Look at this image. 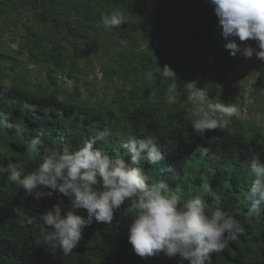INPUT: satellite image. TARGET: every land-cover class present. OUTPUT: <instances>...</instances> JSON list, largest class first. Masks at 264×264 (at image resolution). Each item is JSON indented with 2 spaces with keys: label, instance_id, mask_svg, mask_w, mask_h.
Here are the masks:
<instances>
[{
  "label": "trees",
  "instance_id": "16d2710c",
  "mask_svg": "<svg viewBox=\"0 0 264 264\" xmlns=\"http://www.w3.org/2000/svg\"><path fill=\"white\" fill-rule=\"evenodd\" d=\"M113 10L124 13L125 23L106 29L101 17ZM8 35L17 48L4 43ZM225 43L209 0H0V264H180L163 254L145 259L134 253L128 201L111 224L87 227L68 256L49 249L38 231L19 225L14 208L39 218L59 199L69 201L59 193L41 201L28 196L7 182V163H18L26 174L38 166L44 149L74 151L93 129L104 127L113 135L94 147L130 163L120 144L152 134L165 159L138 165L149 184L163 180L182 203L199 194L209 213L222 207L240 221L243 234L213 254V264H264V206L249 215L247 200L251 159L264 157V124L244 120L240 70L245 58L232 57ZM237 43L255 48L251 40ZM97 64L101 83L111 90L103 95L89 87L97 80ZM165 64L175 70L181 87L175 99L166 93L170 81L158 73L152 81L145 79L147 70ZM37 72L45 81L35 79ZM193 80L209 98L237 105L238 114L225 128L204 135L193 130L199 114L185 103L183 90ZM253 88L259 100L264 72ZM152 93L156 99L149 102ZM38 131L45 133L40 151L27 156L28 142ZM198 145L208 148L207 156L196 153Z\"/></svg>",
  "mask_w": 264,
  "mask_h": 264
},
{
  "label": "clouds",
  "instance_id": "9594fccd",
  "mask_svg": "<svg viewBox=\"0 0 264 264\" xmlns=\"http://www.w3.org/2000/svg\"><path fill=\"white\" fill-rule=\"evenodd\" d=\"M209 3L218 19L220 35L226 41L225 50L232 57L242 55L251 59L255 55L264 61V0H209ZM101 23L106 29L118 28L125 23V15L113 10L101 17ZM237 39L251 40L255 48L238 44ZM154 73L170 81L166 93L169 99H175L181 88L175 70L167 64L163 68L158 66L147 70L145 79L154 80ZM198 84L196 80L183 84L185 103L198 106L199 118L193 121V130L204 135L225 128L229 118L238 114L237 105L209 98L207 89ZM147 99L154 102L155 94ZM112 135L108 127L93 129L90 139L74 151L44 149L38 166L26 174L18 163L9 161L3 169L7 182L19 186L37 201L54 193L69 201L66 204L64 199H59L39 218L23 207L14 208L19 225L38 231L45 244L50 245L49 249H59L68 256L81 242L87 227L94 222L111 224L117 211L128 201L130 204L125 209L131 217L128 242L134 253L145 259L163 254L179 258L180 264H213V254L223 252L243 234L238 219L222 207L209 213L199 194L182 203L181 197L163 180L148 183L149 175L138 165L145 159L149 165H158L165 159L155 136H132L120 144L131 157L129 163L124 157H113L94 147ZM44 136L43 131H38L28 142L27 156L40 151ZM195 151L201 156L209 152L200 145ZM249 167L253 178L247 194L251 215L259 213L264 206V157L254 155ZM78 211L86 215H79Z\"/></svg>",
  "mask_w": 264,
  "mask_h": 264
},
{
  "label": "rangeland",
  "instance_id": "374dc122",
  "mask_svg": "<svg viewBox=\"0 0 264 264\" xmlns=\"http://www.w3.org/2000/svg\"><path fill=\"white\" fill-rule=\"evenodd\" d=\"M5 44H11L13 45V47L17 48L16 44H12V37H10V35L6 36L5 38ZM258 47V46H256ZM23 63L25 64L26 58L22 57L20 58ZM97 71H96V77L97 80H92L90 83L89 87H93L94 89H96V91L98 92L99 95L106 94V90H108L109 92L111 91L109 87H106L105 84L101 83V79H102V75L100 73V68L97 64ZM30 69H33L34 71H36V67L30 65L29 66ZM264 72V61L258 60L255 55L251 58V59H244V63H243V68H241L240 70V82L241 84L244 86L243 88H245V99H247V103L245 105L244 108V112L243 115L244 116V120H253L255 121L256 125H261L262 123L264 124V112H260V109L264 106V91L261 92V96L258 97L259 100H256L257 97H255V95L253 94L254 92V82L256 80L257 77H259L262 73ZM35 75V79L39 78L40 80L45 81L46 76H44V73L41 72H37L34 73ZM36 81V80H33ZM67 90L68 91H72V87H71V83L67 86ZM262 104V105H261ZM198 107V106H195Z\"/></svg>",
  "mask_w": 264,
  "mask_h": 264
},
{
  "label": "built area",
  "instance_id": "2783aa9c",
  "mask_svg": "<svg viewBox=\"0 0 264 264\" xmlns=\"http://www.w3.org/2000/svg\"><path fill=\"white\" fill-rule=\"evenodd\" d=\"M256 46H257V43L255 42Z\"/></svg>",
  "mask_w": 264,
  "mask_h": 264
}]
</instances>
